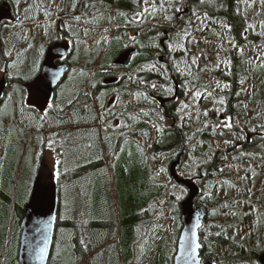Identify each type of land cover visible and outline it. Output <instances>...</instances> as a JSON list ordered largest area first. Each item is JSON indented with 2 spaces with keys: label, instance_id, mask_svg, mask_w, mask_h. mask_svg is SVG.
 I'll use <instances>...</instances> for the list:
<instances>
[{
  "label": "trees",
  "instance_id": "1",
  "mask_svg": "<svg viewBox=\"0 0 264 264\" xmlns=\"http://www.w3.org/2000/svg\"><path fill=\"white\" fill-rule=\"evenodd\" d=\"M20 1L18 10L21 13L20 18H23L21 19L23 26L33 24L34 20L42 17L39 11L42 10L43 4L36 10L35 15L29 16V14L25 17L23 8H26V2L25 0ZM53 1H48L47 11L52 12ZM94 1L75 0L72 2V0H65V3L59 8V13L55 11L60 18L63 15L66 17L81 16L82 19L79 22L86 29L89 26L94 28L99 26L106 29V35L103 38L98 37L101 43L95 49L81 51L79 58L81 57L83 66L85 65L86 68L81 67L82 69L80 68L73 77L74 69L71 65L73 61L78 60L77 47H74L72 58L68 64L67 77L55 90V99L51 107H48L44 112L47 115L40 119L35 110L29 107L21 108L23 113L19 114L17 120L27 124L26 127L21 129H28L25 133L26 141L23 144L18 142L20 127L8 126L6 129L0 127V162L5 153H11L10 159L5 165V170L0 174V187L3 183L6 187L5 190L0 191V204L5 205L6 218L8 219V224L2 228L0 264H19L17 248L20 220L28 201L35 174L32 161L34 147H41V145L46 144L45 137H40L42 134L49 135L47 141L50 149L56 153L59 159L57 168L60 173L59 179H55L58 208L54 241L47 264H113L114 261L116 263H120L121 260L130 261L138 255V252L143 253L146 248L150 253L151 249L155 247L159 235L163 232V226L172 224L175 218L179 221L181 199L177 201L173 193L174 190L181 192V189L184 188L177 186L169 176V168L177 158H179V164L176 171L184 179L194 182L199 188L195 206L204 210L207 221L208 219L211 220V207L209 208L205 198H203L206 196L204 195V184L206 179L212 176L216 170L215 167L220 164L219 158L224 156V152L228 151L230 153L232 151L231 157L236 153L234 147L227 148L225 146L226 151H224V144L220 145L223 140L215 139L219 141L216 155L210 158L208 162L198 166L197 173H200L201 177L196 181L192 180L193 177L188 173V169L184 168V165H186L192 153L194 154L193 158L199 160L206 158L211 141H207V139L209 137L213 138L212 134L208 133L211 126L208 125L204 129L197 130L194 133V141L191 140V132L194 129L193 116L190 113L184 116L180 115L181 105L189 103L191 97L184 98L180 96L178 101H170L164 109L152 102L157 111L150 110L148 104L151 100H148V94L152 92L156 97V95H159L158 91L162 90H159L157 86L155 89L153 87L151 89L147 88L143 82L156 83L157 80H160V74H162L161 71L153 68V65L157 64L158 57V46L152 42L157 34L155 31L159 30V27L154 25L155 23L165 20L172 22L175 28H180L182 27L179 26L180 23L189 24L191 20L197 26V19L192 16V11L195 10L200 18L198 20L201 22L208 19L214 27L222 23L219 26L220 32L235 40L239 38V43H246V39L242 38V35L252 21L244 16L247 6L244 0H242V3L239 0L237 11L233 10L232 0H212L211 12L207 11L209 5L207 1L210 0H205L203 4L199 0H155V4H153V0H147L152 4V7L148 8V11L139 17L140 21L137 23L132 20V16H136L137 11L143 12L144 0H99L102 6L100 11L94 9ZM172 2L177 4L174 7L168 6ZM3 3L11 8L12 0H0V6ZM180 5L186 7L188 13L177 18V12L174 9ZM153 7L155 10H153ZM166 9L169 11H166ZM52 13L54 15V12ZM50 15L48 13L44 17L49 18ZM165 17L170 18L166 19ZM73 22L77 21L74 20ZM90 22L95 24L91 25ZM149 22L154 23L151 25L152 28ZM147 23L148 25H146ZM111 24H115L118 28L113 31L110 30ZM229 24L230 29L225 27ZM130 25H140L141 33L137 37H128L129 33L127 31L129 30L121 28ZM146 26H150V32L145 31L148 30L145 29ZM16 28L17 26L12 28L9 33H12ZM24 29L18 32L24 31ZM80 29L79 27L73 28L77 31ZM51 30L52 27L47 30V33L51 34ZM40 34L45 35V32H40ZM116 34L119 36L113 38ZM28 35H30L29 30ZM206 36L203 32L197 44L202 45V41L207 40ZM63 37V40L66 38L69 41L67 36ZM263 37L264 29H262V34H259L258 39ZM1 38L0 45L3 42L7 43L6 39L1 41ZM71 39L73 40V38L70 37V42ZM145 39H147V42L144 41ZM219 41L216 38L212 39L213 44H218ZM219 44L224 45L221 42ZM231 45L232 43L227 39L225 46L228 50ZM111 47L118 48L116 57L124 51H133L125 66L117 67L113 64V60L107 58L106 55ZM7 49L9 55L17 51L16 47L10 44L8 47L7 44L3 48L0 46V50L4 53L8 51ZM204 53V51L201 53V63L203 65L205 64L204 59L207 58V54ZM247 59V55L242 56L240 59L238 55L232 66L236 68L241 66L245 70ZM95 68L100 71L95 72ZM146 72H148L147 78ZM5 77L6 83H9L8 75H5ZM108 78L117 79V83L104 87L102 80ZM13 80L14 83H18L16 84L18 90L22 85L31 81L22 80L18 75ZM232 81H235L234 77H232ZM144 88L147 92H144ZM8 90L7 86L2 106L6 101ZM111 98H114L112 107L116 108L115 113L118 115L119 120H116V115H113L112 118H115L120 126L124 123L127 124L128 127L125 129L120 126L114 127V122L111 125H106L109 118H103L102 115L112 111V107L107 108V103ZM131 99H135L140 106L129 110ZM208 100L209 98H207ZM13 111L2 108L0 115H3L0 118H4L6 113L11 118ZM251 112L252 110L244 113L243 117L240 116L239 112V123L253 121L255 116ZM204 113L205 111H203L202 116H205ZM24 116L26 117L25 120ZM161 117L163 119H160ZM115 120L113 119V121ZM168 122L172 123L169 127L166 125ZM201 123L199 121V124ZM150 127H153V129H150ZM157 127L162 130L157 131ZM32 128L35 132H38L37 139H31L28 136ZM200 136L204 140L200 141L198 139ZM251 140L250 143L242 142L244 148L258 143L262 144L264 149L263 135L261 138L254 136ZM32 142L35 145H32ZM248 152H252V150ZM262 154L259 156L264 161V154ZM233 161L236 162L235 159ZM161 168L164 169L163 172H160ZM211 171H213L212 174H210ZM17 173H19L22 183L16 188V199L12 202L10 184ZM223 180L219 183H224ZM87 182L88 187H90V183L95 185V190L92 193L90 188L87 191L85 187L82 188V185ZM90 194L100 206L94 214L85 216L86 214H83L79 207V200L81 195L89 199ZM183 195H186L185 189L182 192ZM17 198L20 200L19 204ZM158 217L162 218V221L157 219ZM213 221L218 222L220 232H209L204 221L199 233L202 261L213 259L216 264H224L217 255L213 254V251L226 250L227 248L230 250V255L226 257L228 260H224L225 264L230 263V257L231 264H239L244 250L243 253L238 251L239 246L223 231L224 225L219 219L214 218ZM8 231L10 232L9 237L7 235ZM58 231H67L65 234L62 233L64 240H60L59 245L57 244L58 236L56 234ZM81 241H84V244L87 245V251H85L84 244ZM257 254H251V264H257ZM242 264L249 263L246 260Z\"/></svg>",
  "mask_w": 264,
  "mask_h": 264
},
{
  "label": "rangeland",
  "instance_id": "2",
  "mask_svg": "<svg viewBox=\"0 0 264 264\" xmlns=\"http://www.w3.org/2000/svg\"><path fill=\"white\" fill-rule=\"evenodd\" d=\"M48 1L49 0H25L26 8H23V13L26 15L25 17H27V15L29 14V16H33V14L35 15L36 10H38V8L42 6V4L43 7L42 10L39 11V13L42 14L41 18H37L36 20H34L33 24L23 26L21 24V19L23 18H20L21 13L18 10L21 1L12 0V3L10 4L12 9V18H10L8 22L0 26V36H3L1 38V41L6 39L7 42H3L0 46L3 48L6 44L7 47L10 44L15 46L17 49V51L11 55H9L8 49V51H6L8 55L0 50V68L6 69L8 72V78L11 77L9 78L8 83V95L6 96V101L2 107L5 110H14L13 114H11V118L7 115L8 113L5 114L4 118H0V127L5 129L8 126L20 127V129L18 130V142H21V144L26 141L25 133H27L26 130L28 129H21L23 127H26L27 124L25 122H19L20 120L18 121L17 118L19 117L20 113H23V110H21V108L25 109L26 107L27 94L26 89L23 87V85L19 88V90L16 89L17 85L14 83L13 79H16L17 75L19 78L25 81L34 78L39 70V62H41L43 59L46 47L52 42L63 41V36H67L69 38V41L70 37H72L73 40L71 39V43L73 44V49L74 47H77L76 51L78 54V60L73 61L71 65V67H73L74 69L73 77H75L81 67L86 68L85 65L83 66L81 57L79 58L81 51L87 49H95L96 46L101 43V40L98 37L103 38L106 35V29L104 27L97 26V28H94L93 26H89L86 29L80 22H73L75 20L74 17H66L62 14L63 16H61L62 18H60V16L56 14L55 11H59L60 6L65 3V0L53 1V15L52 12L47 11V7L49 6ZM74 1L75 0H72V2ZM240 1L242 3V0ZM235 3L239 4V0H235ZM244 3L247 5L244 11L245 18L253 21L252 24L255 21V24L253 26L254 32L261 35L262 29L264 28V26H262L264 25V4L261 3V0H244ZM175 4L177 3L172 2L168 6L174 7ZM93 7H95L94 9H98L100 11L102 6L99 0H95L93 2ZM150 7H152L151 3H144V8ZM240 9L242 8L240 7ZM183 10L184 8H181V12ZM166 11L169 10L166 9ZM48 13L51 14L49 18L44 17ZM132 18V20L136 23L140 21V18L137 16H132ZM196 21L197 26L193 31L195 37L192 38L194 39L193 43H196V45H189L186 42L188 38L179 36V38L186 39H180L178 41V46L179 48H182L184 50H187V48H191L193 51H199V53H201L206 47L205 45H203V43L202 45H198L197 42L199 40H197L196 37H201V33L205 29L207 22H201L198 19ZM90 24L94 25L95 23L90 22ZM16 26L17 28L15 31H20L24 28L25 29L21 32L13 31L12 33H8L10 30H12V28ZM51 27V34H40V32H45ZM74 27L81 28L79 30L80 32L77 30H73ZM151 28L150 26H146L145 29L148 30L145 31L150 32ZM125 29L129 30L127 32L129 33L128 37L130 38L137 37V35L141 33V28H138V26L136 25L126 26ZM28 30L30 31V35H28ZM155 33H157L156 35H158L159 30L157 32L155 31ZM220 33L223 34V32ZM156 35L154 36V38L156 37ZM118 36L119 35L116 34L115 36H113V38H116ZM221 43H223L224 45L214 43L206 52L208 64L209 66H211L210 68H208L207 65L199 68V63L197 61L196 64L193 65L185 60L181 64L176 62L173 65L174 73L186 72L190 75V78L192 77L195 79V81H193L196 84H198L199 81L205 83V80H207L205 89L206 94L203 97L200 96L198 99L195 98V95H192L189 103H184L181 105L180 115L184 116L187 113H190L193 116L194 129L191 132L192 136L195 137L194 133L197 130L204 129L206 124L211 126L208 133L210 132L213 136V138L209 137L207 139V141L211 140L208 147L209 150L206 153L207 159L204 158L199 160L198 158H193L194 154L192 153L186 165H184V168L186 170L188 169V173L193 177L192 180L196 181L201 177V174L197 173L198 166L202 163L208 162L210 158H213L216 155L219 146H217V143L219 141H216L215 139H219L220 141L223 140V143L220 142V145L224 144V147L222 146L224 148V151H226L225 146L227 148L234 147L236 152L235 155L232 157L230 156L232 154V151H230V153H228V151L224 152V156H221L219 158L220 164L218 165L217 169L214 172H210V174H212V172L213 174L206 179V182L204 184V195L206 196H204L203 198H205V202L207 203L209 208L211 207L210 215L212 218L211 220L208 219V221L207 219H205V222L207 221L206 229L209 232H220L218 222L213 221L214 218L219 219L224 225L223 228L226 230L225 231L223 229V231L228 234L229 238L232 239L237 246H239V250H244V253L240 257V261L244 263L247 260V262L251 264V254H256L264 251V161L262 157L259 156L264 152V149L262 144L257 143L253 146L251 145L250 147L243 149V153L252 150V152H250L251 155L242 154L241 145L242 142H252L251 139L254 136H259L260 138L262 137V135L264 136V37L258 44H256L257 41H253V39H251L250 37L246 40V43H241L242 47L236 45V47H238L239 49L231 48L232 50L230 51H237L236 54L231 53L227 49V47L225 46L227 42L221 41ZM249 46L250 48H247ZM41 47H43L44 49L43 54H41L40 52ZM109 50L110 51H108L106 56L109 60L114 61V57H116V55L118 54V48L111 47V49ZM238 55L239 59L242 56L247 55L248 59L246 62V69L243 70L244 67H241L240 70L242 72L239 70V73L241 72L240 78L238 76L239 93L235 95L234 101L232 102L234 105L233 109L231 111H226L224 105L227 104L228 93L226 92L227 87H224V85H226L227 83L226 81H222L221 79L217 80L216 78H221V75L223 74L222 71L228 73V75L229 73H232L233 67L231 66V64L235 61ZM170 59L172 61H175L173 60V58ZM10 64H15V67H8V65ZM153 66L155 70L162 72V74L160 75L163 79H169L167 72H165L163 68H160L158 64H154ZM94 71L98 72L100 70L98 68H95ZM3 74L4 72H0V78ZM241 81H243V83H241ZM192 83L187 81L186 84H182L183 86L181 88L192 90ZM150 84L151 87L153 83ZM215 86H218L222 89L219 93H217L216 89L217 94H214V96H212ZM230 86L233 87L234 82H231ZM144 92H147L146 88H144ZM207 98H209L208 101ZM221 99L224 100V104L219 103ZM153 103H156L155 100H153ZM153 103L149 102L148 104L150 110H156V107L155 105H153ZM239 104L244 106V108L240 109L241 117H243L244 113H248L250 110H253L251 112L255 116V119L253 121H243L242 123H239ZM137 106H140V104H137L135 99H131L129 110ZM203 111L207 112L206 116H202ZM115 112L116 108L112 107L111 112H106L102 115L103 118H109V121L108 123H106V125H111V123L114 122L113 119L115 120V118H112V116L116 115ZM36 114L40 119H43L41 117H45L43 112H36ZM2 115H0V117ZM220 116H222L223 118H220ZM117 117L118 115H116V118ZM25 118L26 117L24 116V120ZM116 120H119V118H117ZM199 121L200 123H203L199 124ZM225 121H229L231 123L230 128L223 126ZM171 124V122L166 123L168 127ZM117 126L120 125L118 124ZM120 127L125 129L128 126L124 123ZM256 127H259V130H257ZM150 129H153V127H150ZM31 130L32 131L28 133V136L31 139H37L38 132H35L33 128ZM40 137H45V140L47 141L49 135L42 134L40 135ZM198 139L200 141H202V139L204 140L202 136H200ZM46 141V144H44L45 146L41 145V147H34V155L32 161L35 169V174L39 161H41L42 159L45 160V162L50 166L51 169L54 162H59L56 153L52 149H50L49 142ZM225 141H228V143H225ZM32 145L35 144L32 142ZM10 156L11 153L7 152L2 157L0 162V174H2V172L5 170V165L10 159ZM248 158H250V160H248ZM234 159L236 162L233 161ZM221 169L223 170L221 171ZM222 180L224 183L220 184L219 182ZM21 183L22 182L20 180L19 173H17L16 177L12 179V182L10 184L12 202H14V200L16 199V188L19 186V184L21 185ZM84 187L86 191L90 188L91 193L95 190V185L90 183V187H88V182L82 185V188ZM5 189L6 187L3 183L0 187V191H3ZM174 193L181 196V201L186 197V195L182 196V192L180 191L174 190ZM19 201V198H17L18 204ZM79 201V207L81 208L82 213L86 214L85 216L94 214L95 210L100 206L99 203H96L93 200L91 194L89 199L84 198L81 195V199ZM11 212L10 215L12 218ZM6 216L5 205L0 204V241L2 228L3 226L8 224V219L6 218ZM157 219L162 221V218L160 219L158 217ZM157 222L159 223L160 221ZM166 225L165 227L163 226V232L159 235L156 241V245L151 249L150 253H148L146 248L144 249L143 253L138 252V255L130 261L125 262L124 260H121L120 263H116L114 261L113 264H171L180 231L179 221L177 218H175L174 221H172V224H168L167 226ZM66 232L67 231H58V233H56L58 236V245L60 244V240H64V238H62V233L65 234ZM7 235L9 237V231ZM229 251L230 250L227 248L226 250L219 249L216 252L213 251V254L217 255L225 264L224 260L226 259V257H229ZM231 263L232 260L230 257L229 264Z\"/></svg>",
  "mask_w": 264,
  "mask_h": 264
},
{
  "label": "water",
  "instance_id": "3",
  "mask_svg": "<svg viewBox=\"0 0 264 264\" xmlns=\"http://www.w3.org/2000/svg\"><path fill=\"white\" fill-rule=\"evenodd\" d=\"M9 6L4 3L0 7V25L10 16ZM132 50L122 52L114 60L113 64L118 67L125 66ZM71 55V48L66 41L50 44L45 52L39 75L27 87V105L37 109L39 112L46 110L54 98L56 87L62 82L66 73L65 62L55 65L56 61H65ZM60 72L59 76L53 74ZM115 79L105 80L104 84H114ZM5 90V80H0V101ZM45 100L47 103H45ZM113 100L109 102L112 104ZM179 158L173 162L169 169V175L175 184L183 186L187 191V197L179 204L181 229L176 242L175 253L172 264H192L191 260L184 258L182 248L186 241L191 238L192 229L196 233V241L200 243L199 231L202 227L204 212L200 208H194V200L198 195V188L188 180L180 179L176 172ZM51 168L42 160L39 163L35 179L31 188L28 202L20 222V237L18 244L17 260L19 264H47L55 230V220L58 208L57 187L51 178ZM55 218V219H53ZM199 223V227L195 225ZM46 237V251L41 259L36 254V249L44 245ZM200 249L197 250V259L200 264H216L214 260L203 262L200 257ZM259 264H264V252L258 257Z\"/></svg>",
  "mask_w": 264,
  "mask_h": 264
},
{
  "label": "flooded vegetation",
  "instance_id": "4",
  "mask_svg": "<svg viewBox=\"0 0 264 264\" xmlns=\"http://www.w3.org/2000/svg\"><path fill=\"white\" fill-rule=\"evenodd\" d=\"M214 1H218V0H214ZM207 2L209 4L207 6V11L211 12L210 6H212L211 4H213V2H212V0L207 1ZM221 4L223 6H225V4H223V2H221ZM238 5H239L238 3H235V0H232V6H233L234 11L238 10ZM180 7L184 8V10L182 12L181 11L177 12V15H176L177 18H180L183 16V14L188 13V9L186 7H184V6H180ZM209 15L211 16L210 13H209ZM205 21L207 22V25L201 33L203 35V32H204V35L205 36L207 35L206 36L207 40L204 41L206 44V45L204 44L205 47L210 49V47H211L210 42L214 38H216L217 41L220 40V41H224V42H227V39H229L233 45H239V38H237L235 40L228 35H224V34L220 33L219 26L222 25V23L218 24L217 27H214L211 25V23L208 19H206ZM179 26H182V27L175 28L173 26V24H171L170 28L159 29V34L156 35V37L152 41L153 43H156L158 46L157 64H158V66H160V68H163L165 70V72H167V75L169 76L168 80H165L162 77H160V80H157L156 83H153L158 87L159 90L160 89L162 90V91H158V93H159L158 96L156 95V97H154L155 94L152 92H150L148 94V96H149L148 98L150 100H155L161 109H164L166 107V104H168L170 101H178L180 96H183L184 98H189V97H192V95H195V93L197 91H199L201 93L202 97L206 94L205 89H206L207 80H205V83H202L201 81H199L200 84L199 83L196 84L194 82L195 79L192 77L190 78V75L187 74L186 72H182V73L175 72L174 73L173 65L176 62L181 64L185 60V61H188V63L192 64V59L195 57L196 61L198 63H201V59H202V56H201L202 52L199 53V51L198 52L193 51L191 48H187V50H184L182 48H179V46H178V41L180 39H186V38H188L186 40V42L189 45H191V46L196 45V43H193L194 39H192L195 37V35L193 34V31L195 30L196 25H194V27H188V33H189L188 35H185L184 29L186 26H189V24L180 23ZM228 28L230 29V24H229ZM243 34H245V32H243ZM179 36L180 37H186V38H179ZM144 41L147 42V39H145ZM170 44L172 45L171 50H169ZM170 58H173V60H175V61H172ZM60 62L61 61H56L55 64H58ZM146 73H147V76H146V78H147L148 72H146ZM232 77L235 78L234 86L233 87L229 86L231 82L229 83V85L226 84V85H228V87L226 88V91H229L227 104L224 105L226 111H231L233 109L234 105L231 103L234 101L235 95L239 93V88H237V86L239 85V83H238V72H233L230 76V80H232ZM187 81H189L191 83L193 82L191 84V85H193L192 90L181 88L183 86L182 84L183 83L186 84ZM144 84L147 88H150V89L152 88V86L150 87L151 84L148 81L144 82ZM168 89H171L172 94H171V91H168ZM216 89L221 90L222 88L216 86ZM202 97H201V99H202ZM210 114H211V111H210ZM220 118H223V117L220 116ZM194 139H195V137L192 136L191 140L194 141ZM243 149H244V146L242 144L241 150L243 151ZM238 251L240 253H243V251L239 250V248H238ZM239 264H242V262L240 260H239Z\"/></svg>",
  "mask_w": 264,
  "mask_h": 264
},
{
  "label": "snow or ice",
  "instance_id": "5",
  "mask_svg": "<svg viewBox=\"0 0 264 264\" xmlns=\"http://www.w3.org/2000/svg\"><path fill=\"white\" fill-rule=\"evenodd\" d=\"M144 2L147 3V0H144ZM199 2H200L201 4H203V3L205 2V0H199ZM261 3L264 4V0H261ZM153 4H155V0H153ZM73 6H74V5H73ZM153 10H155L154 7H153ZM174 10H175L176 12H180V11H181V8H180V7H175ZM147 11H148V8H144V9H143V12L137 11L136 16H137V17L143 16L144 12H147ZM192 16H193V17H196V19H199V16H198L197 13L195 12V10L192 11ZM165 18H166V19H169L170 17H165ZM74 19H75L77 22H79V21H81L82 17L79 16V15H77V16L74 17ZM194 25H195V22L190 20V22H189V26H186L185 29H184V31H185V35H188V34H189V33H188V27H194ZM262 26H264V25H262ZM69 27H70V26H69ZM225 27H228V26L225 25ZM248 27L250 28V27H252V26H251V25H248ZM196 30H200V29H196ZM246 30H247V29H246ZM47 34H48L47 31H45V35H47ZM171 48H172V45L170 44V45H169V50H171ZM43 51H44V49H43V47H41V49H40L41 54H43ZM241 51H242V50H241ZM5 54L8 55V53H5ZM192 64H196V59H195V58L192 59ZM8 67H10V68H11V67H15V65L10 64V65H8ZM153 67H154V66H153ZM0 72H4L5 75H8L7 70L4 69V68H0ZM82 74H83V73H82ZM59 75H60V72H56V73L53 74L54 77L59 76ZM9 78H11V77H9ZM241 83H243V81H241ZM218 86H219V85H218ZM93 87H95V85H93ZM152 87L155 88L156 85L153 84ZM224 87H228V85H224ZM168 91H171V89H168ZM209 95H210V94H209ZM200 96H201V93H200L199 91H197V92L195 93V98L198 99ZM45 103H47L46 100H45ZM219 103H220V104H224V100L221 99V100L219 101ZM48 106L51 107V105H48ZM46 115H47V113H44V116H46ZM204 115L206 116V115H207V112H205ZM41 118H43V117H41ZM160 119H163V117H161ZM223 126H224V127H229V128H230V127H231V123H230L229 121H225ZM205 127H208V125L206 124ZM161 130H162V129H161L160 127H157V131H161ZM225 143H228V141H225ZM57 164H58V162H54V163L52 164V169H53V171H52V174H51V178H53V179H57V180H58V179H59V175H60V173H59V170H58V168H57ZM222 170H223V169H221V171H222ZM163 171H164V169L161 168V169H160V172H163ZM173 187H175V185H173ZM183 191H184V189H181V192H183ZM173 195L175 196V199H176L177 201L181 199V196H180V195H176L175 193H173ZM53 219H55V218H53ZM199 226H200L199 223H197V224L195 225V227H197V228H198ZM190 231H191V238H190L188 241H186V246H184V247L182 248V255L184 256V258H186V259H188V260H191V261H192V264H200V261L197 259V250L200 249L201 244L198 243V242L196 241V233H195V230L192 229V230H190ZM217 235H219V234H217ZM81 243L84 244V241H81ZM46 246H47V244H46V237H45V239H44V245H43L42 247H38V248L36 249V254H37L41 259L43 258L44 253H45V251H46ZM84 248H85V251H87V245H86V244H84Z\"/></svg>",
  "mask_w": 264,
  "mask_h": 264
},
{
  "label": "bare ground",
  "instance_id": "6",
  "mask_svg": "<svg viewBox=\"0 0 264 264\" xmlns=\"http://www.w3.org/2000/svg\"><path fill=\"white\" fill-rule=\"evenodd\" d=\"M219 5V4H218ZM216 17V16H215ZM225 22V21H224ZM144 85V84H143ZM181 94V93H180ZM239 143V142H238ZM204 150V149H203ZM148 162V161H147ZM134 221V220H133Z\"/></svg>",
  "mask_w": 264,
  "mask_h": 264
}]
</instances>
